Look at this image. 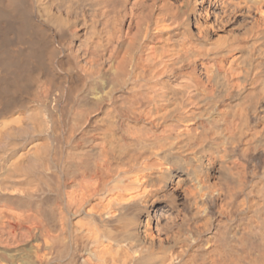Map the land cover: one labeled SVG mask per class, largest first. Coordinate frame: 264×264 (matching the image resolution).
<instances>
[{
  "label": "bare ground",
  "instance_id": "bare-ground-1",
  "mask_svg": "<svg viewBox=\"0 0 264 264\" xmlns=\"http://www.w3.org/2000/svg\"><path fill=\"white\" fill-rule=\"evenodd\" d=\"M0 264H264V0H0Z\"/></svg>",
  "mask_w": 264,
  "mask_h": 264
}]
</instances>
